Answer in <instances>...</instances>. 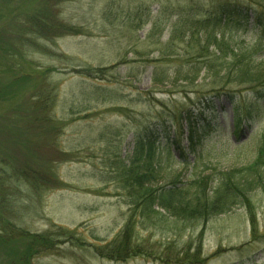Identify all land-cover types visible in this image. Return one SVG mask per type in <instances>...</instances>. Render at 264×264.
Wrapping results in <instances>:
<instances>
[{"label":"rangeland","instance_id":"rangeland-1","mask_svg":"<svg viewBox=\"0 0 264 264\" xmlns=\"http://www.w3.org/2000/svg\"><path fill=\"white\" fill-rule=\"evenodd\" d=\"M222 1L0 0V234L14 226L56 243L30 264H264V186L250 195L254 225L242 206L189 225L135 212L121 176L137 143L152 140L165 168L158 186L186 182L190 170L168 165L166 147H188L191 123L205 162L230 170L255 159L264 107L235 123L210 78L171 77L196 56L182 34L172 38L174 25ZM234 23L225 29L234 42L264 41L252 20ZM162 74L169 80L154 81ZM204 98L213 101L200 112ZM118 237L123 260L96 253ZM5 251L0 264H10Z\"/></svg>","mask_w":264,"mask_h":264},{"label":"trees","instance_id":"trees-1","mask_svg":"<svg viewBox=\"0 0 264 264\" xmlns=\"http://www.w3.org/2000/svg\"><path fill=\"white\" fill-rule=\"evenodd\" d=\"M235 18L246 24L252 20V25L264 33V0H224L214 10L202 13L195 11L182 16L174 25L172 38L182 34L187 47L193 49L196 56L188 61L191 65L186 72L177 71L171 77L176 82L187 81L190 85L197 83L201 77L210 78L214 81L211 83L214 97H226L233 105L236 123L243 113L254 115L264 107V41L249 45L245 41L234 42L227 37L225 29L235 24ZM195 57L196 61L190 63ZM160 77L154 78V81L162 82L170 78L166 74ZM230 86L238 89H226ZM243 93L251 95L245 108L240 107L238 100ZM211 101L205 98L200 100L201 107L198 110L205 112L208 109L206 105ZM197 133L198 128L191 123L188 147H182L177 142L167 145L168 165L172 159H176L187 171L190 170L191 176L186 182L175 177L164 186L157 184L165 169L157 144L152 140L137 143L130 165L121 174L133 196L131 205L134 211L150 220L160 209L185 224L193 225L206 223L242 206L249 209L254 225L255 214L250 195L264 186V135L251 164L224 170L199 156ZM177 152L178 156L175 155ZM31 175L35 177V182L43 176L35 170H32ZM13 228L9 237L0 234V248L6 249L4 253L8 255L10 264H30L34 255L52 251L56 245L51 235L30 234ZM120 238L108 247L107 244L106 248L97 247L96 253L104 256V250L107 249L108 253L117 254L110 259L123 260L125 256L121 255ZM20 245H23V250ZM205 260L201 259L198 263L203 264Z\"/></svg>","mask_w":264,"mask_h":264}]
</instances>
